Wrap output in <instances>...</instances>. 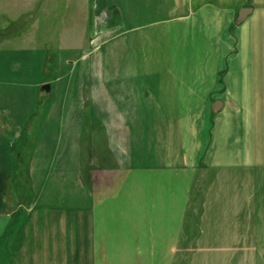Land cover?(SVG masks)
<instances>
[{"label": "crops", "instance_id": "0c3cea01", "mask_svg": "<svg viewBox=\"0 0 264 264\" xmlns=\"http://www.w3.org/2000/svg\"><path fill=\"white\" fill-rule=\"evenodd\" d=\"M95 3L113 14L117 8L124 30H130L129 42L119 38L115 87L105 73H96L85 82L89 91L79 90L80 65L100 67L94 51L103 46L96 43L77 63L61 43L54 55L47 47L0 41V212L10 220L18 214L23 226L18 233L0 232V264L264 258V217L221 221L234 227L228 230L231 238L206 239L201 229L192 240L199 250L189 238L176 241L159 228V219L144 233L145 224L127 229L121 217L131 185L136 198L152 195L156 214L159 194H173L172 179L200 167L264 177V0H86L89 17ZM245 8L251 12L238 23ZM127 50L131 60L124 58ZM152 66H162L161 76L159 67L150 72ZM144 81L153 87L151 100L144 96L149 90ZM85 123L92 128L101 123L108 136L102 155L88 149L84 170ZM144 128L145 141L150 137L155 144L145 158L149 162L126 159L124 146L132 143L124 131H134L137 146ZM87 144L93 146L91 140ZM101 160L106 166H99ZM21 178L32 179V201L28 207L6 204L5 188ZM247 185V193H253L254 186Z\"/></svg>", "mask_w": 264, "mask_h": 264}, {"label": "rangeland", "instance_id": "374dc122", "mask_svg": "<svg viewBox=\"0 0 264 264\" xmlns=\"http://www.w3.org/2000/svg\"><path fill=\"white\" fill-rule=\"evenodd\" d=\"M85 4L86 0H0V41L4 40V38H9L12 46L18 48L21 46H38L40 49L48 48L53 54L55 52L58 53L61 43L69 51L67 57L72 58V61L77 63L81 62L86 56L89 57L87 53L92 50L94 43H96L98 46L105 47V49L103 47L96 48L94 51L97 55L96 62L100 64V67L96 66L92 70V65H80L77 77L79 90L89 91L85 82H88L90 79L87 77L96 73H105L115 87V83L118 81L117 76L120 73L119 68L116 67H119L121 64L119 38L121 35L126 36L127 42H129L130 36L128 33L130 30L127 28L126 31L124 30L125 21L124 18L121 21V16L117 8L113 14L108 9H103L101 3L100 5L95 3L92 6L94 10V12L92 11V15H95L89 17ZM148 27H151V24L141 25L139 30L147 29ZM85 28H88V30ZM136 29L137 27L131 28L132 31H137ZM61 37L63 42H60ZM33 38L36 39V44ZM147 40L149 39H142L143 42ZM80 45L83 48L78 49ZM130 54V50H127L124 58L131 60ZM102 58L105 60L104 65L100 63ZM124 66L126 67L127 63ZM158 67L157 74L161 76V73L164 72V69L161 68L162 66H152L149 70L153 73ZM124 73L129 74V71L125 70ZM164 81H166L165 78ZM146 83L144 85L149 90L144 93V96L151 100L152 91L150 89L152 90L153 87L149 85V82ZM163 84V88L167 89V83ZM112 93L116 97L118 96V92L111 89ZM128 97L129 95H127V101H134L132 97L131 99ZM128 115L130 116V114ZM114 116H116V119L119 117L118 115ZM111 118V121H114L113 117ZM87 120L88 116L86 118ZM91 128L89 123H85L84 129L81 130V138L82 141L84 140L81 147L83 153L82 159H84V161L82 160L84 170L87 169L88 164L85 161L88 155V149H91V152L96 156L102 155L105 152L103 142L108 136L106 129H104L101 123H96L95 127ZM124 132H126L127 138L132 143L131 146H124L126 159L132 161L133 157H137L139 158L138 161L141 159V162H149V159L145 158L152 152V149H154L152 146L154 147L155 144L150 141V137L145 141V133H147V130L145 128L142 129L140 133L142 141L140 140L137 146L134 145L138 141H136L133 135L134 131L126 129ZM124 132L121 133L119 130H116L114 133L122 136ZM130 132H132V136ZM89 140L93 143L91 147L87 144ZM126 163L127 165L130 164L128 161ZM98 164L99 166H106V164L102 163V160ZM112 164L115 165L114 162L110 165ZM200 168L201 170L190 171L187 174L180 175V177H174L172 181L169 178V181L173 183V194L172 190H169L168 194H166L167 192L163 195L159 194L160 208L156 214L151 209L152 195L145 196L143 194L142 198H136L134 186L131 185L132 187H130L125 195L126 199L123 200V203L125 202V208L121 210V217L126 219L127 229H138L142 223V226L145 224V227L140 228L146 233L147 225L153 224L159 219L161 221L159 228H163L164 231L168 230L167 233L173 236L176 241L179 238L181 240H187L186 238H189L191 240L190 243H192L190 244L192 245V249L199 250L201 248L192 240L199 235L201 229L200 235L202 234L206 239H213L218 236L221 238H231L232 234L228 230L234 227L225 224L220 225L221 221L227 222L236 217L243 219L264 217L263 175L260 176L261 174H259L251 178V176H242L231 173V171L221 172L214 170L212 167L210 169L204 166ZM205 170L207 171L203 172ZM18 181L19 184L12 185L10 190H7L8 187L5 188L4 202L8 205L19 203L21 206L26 205L28 207V204L33 199L30 193L32 179L21 178ZM247 184H249V188L251 185L254 186L253 193L251 191L247 193ZM0 190L2 191L1 183ZM1 200L2 196L0 194V203L3 202ZM135 202H137L136 205ZM28 209H30V214L34 212V209L32 210L31 207ZM18 216V214L11 215L10 220V215H6L3 211L0 212V232H20L23 226L20 219L17 220ZM6 219H8V222ZM199 224L201 225L200 227ZM239 228L245 229L246 227ZM187 260L177 257L174 259V264H185ZM190 264H264V258L201 257L190 259Z\"/></svg>", "mask_w": 264, "mask_h": 264}, {"label": "water", "instance_id": "95a60500", "mask_svg": "<svg viewBox=\"0 0 264 264\" xmlns=\"http://www.w3.org/2000/svg\"><path fill=\"white\" fill-rule=\"evenodd\" d=\"M250 12H251V9L245 8L241 10L239 13L238 23L242 22ZM44 89H49V86L48 85L44 86Z\"/></svg>", "mask_w": 264, "mask_h": 264}]
</instances>
